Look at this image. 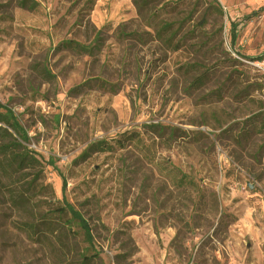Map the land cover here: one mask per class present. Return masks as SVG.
<instances>
[{
	"label": "rangeland",
	"instance_id": "374dc122",
	"mask_svg": "<svg viewBox=\"0 0 264 264\" xmlns=\"http://www.w3.org/2000/svg\"><path fill=\"white\" fill-rule=\"evenodd\" d=\"M35 1L0 0V108L43 168L26 207L0 187V264H264V0Z\"/></svg>",
	"mask_w": 264,
	"mask_h": 264
},
{
	"label": "trees",
	"instance_id": "16d2710c",
	"mask_svg": "<svg viewBox=\"0 0 264 264\" xmlns=\"http://www.w3.org/2000/svg\"><path fill=\"white\" fill-rule=\"evenodd\" d=\"M134 4L142 15V9L147 4V0H135ZM19 6L22 9L33 11L38 7L35 0H20ZM59 47L78 50L84 54H91L94 48L80 45L72 41L62 42ZM156 132L163 133L165 128L160 126H151ZM29 136L18 122L16 116L10 110L4 112L0 108V187L5 188L9 192V200L14 206L23 208L29 205L34 191V183L38 181L39 174L42 173V163L37 158L36 153L29 149ZM105 142L92 143L83 153L80 160H86L92 154L105 152ZM33 177L31 182L22 186L21 181L26 177ZM60 216L67 214L66 209H59ZM73 219L79 220L76 216ZM21 230L29 234L31 238L43 234L44 232L54 233L56 231L55 222L48 217L41 220L21 225ZM24 227V228H22ZM86 238L90 241V232L85 224H81ZM93 259L84 257V264H91Z\"/></svg>",
	"mask_w": 264,
	"mask_h": 264
},
{
	"label": "built area",
	"instance_id": "2783aa9c",
	"mask_svg": "<svg viewBox=\"0 0 264 264\" xmlns=\"http://www.w3.org/2000/svg\"><path fill=\"white\" fill-rule=\"evenodd\" d=\"M258 71L264 75V56L258 58L256 61L251 63Z\"/></svg>",
	"mask_w": 264,
	"mask_h": 264
}]
</instances>
